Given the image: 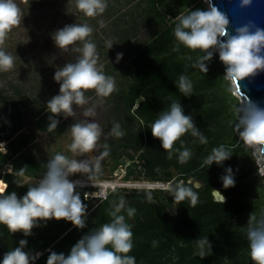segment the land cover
<instances>
[{"label": "trees", "instance_id": "16d2710c", "mask_svg": "<svg viewBox=\"0 0 264 264\" xmlns=\"http://www.w3.org/2000/svg\"><path fill=\"white\" fill-rule=\"evenodd\" d=\"M55 3L54 0H30L28 9ZM108 4L104 21L111 19V27L102 31L113 46L108 49L100 37L102 31L90 26L91 39L102 57L98 64L103 65L106 75L115 79L118 88L103 99L106 107L102 125L109 131L114 123H119L125 135L102 138L101 145L108 144L109 154L101 165L108 166L110 173L123 169L119 175L123 180L170 181L193 187L199 203L192 207L185 200L177 205L167 188L159 187L115 186V191L108 190L107 199H84L83 187L77 186L76 191L87 206L84 229L76 228L70 221L53 218L40 221L26 237L22 232L10 233L0 224V262L6 252L19 246L21 239L28 241L24 251L42 252L31 264H47L51 251L67 256L85 234L110 222L109 211L124 197L127 206L136 209L131 219L124 213L132 224L133 249L129 255L136 258V264H253L247 221L250 213L258 217L264 214V185L250 149L234 131V108L238 99L229 91L230 82L223 78L225 65L218 53L207 62L208 72L202 73L192 66L202 55L198 50L193 52L183 45L173 50L177 48L173 34L175 17L190 10H206L207 4L203 0H110ZM32 42L39 46L38 52L33 51L38 64L32 71L42 72L43 65L49 63L47 56L53 46L35 37ZM118 53L123 54L119 62ZM72 60V54L68 55L61 67ZM182 74L193 83L191 96L178 90ZM59 87L48 74L36 88L13 83L6 88L0 83V142L7 150L6 154L0 151V179L8 193L15 191L22 197L29 185L34 184L24 178L42 177L47 170V160L35 156L33 151L38 145L37 131L56 136L71 130L70 119L63 115L56 117L59 120L56 129H48L52 114L48 112L47 102L59 93ZM94 93L90 90L86 96L93 97ZM173 101L182 105L184 114L193 118L207 138V143L201 144L198 137L188 133L176 142V148L181 151L188 148L192 153L184 164L179 162L178 153L168 159L161 141L151 132V125L161 112L170 109ZM29 119L33 120L32 124H28ZM221 144L233 151L231 158L223 165L215 162L209 167L203 165L212 149ZM227 167L233 169L235 186L225 189L221 177ZM21 168H25L24 174L16 175ZM102 170L94 177L103 178ZM194 181H199L200 186H195ZM16 182L23 185L18 186ZM213 189L225 196L223 204L214 199ZM149 191L153 202L146 199ZM204 237L210 241L212 250L200 258L197 240ZM153 241L158 242L155 247Z\"/></svg>", "mask_w": 264, "mask_h": 264}, {"label": "clouds", "instance_id": "9594fccd", "mask_svg": "<svg viewBox=\"0 0 264 264\" xmlns=\"http://www.w3.org/2000/svg\"><path fill=\"white\" fill-rule=\"evenodd\" d=\"M206 10H190L187 14L175 17L174 37L177 48L183 45L187 49L202 54L193 63L202 73L208 72V63L216 53L225 65L224 80L230 82L233 94L238 103L234 108L236 120L234 131L243 144L250 149L251 156L258 166V174L264 178V108L259 107L241 90L240 81L246 77H254L264 72V27H260L254 20L248 19L244 23L233 25L228 14L221 11L213 0H205ZM252 0H240V7L250 6ZM107 0H76V8L86 17L96 18L103 15L107 9ZM30 7V0H0V72H10L15 68V56L4 48L9 34L23 22L25 13L23 8ZM93 29L88 24H69L56 30L52 34L55 45L63 53H76L74 62H68L58 67L54 79L59 83V93L47 102L49 116V131L57 128L63 115L77 117V109L82 110L84 119H79L71 125V143L69 150L75 157L69 158L56 153L51 156L46 165V172L34 184L29 185L25 195L18 197L15 191L8 193L6 188L0 187V224L7 227L10 233L22 232L30 236L32 229L39 226L40 221L50 219H64L70 221L76 228L84 229L86 225L87 206L82 202L80 193L76 191L79 180L73 181L69 177L73 174H86L90 181L101 172V161L109 154L107 143L101 145L102 137L121 138L125 135L119 123H114L105 133L97 119V105H92L86 93L94 91L100 98H104L118 91L115 79L103 71V65L98 64V54L91 36ZM114 43H107L108 49ZM118 53L116 60L122 58ZM180 93L191 96L193 83L186 75H180L177 83ZM93 118L89 120L88 118ZM143 123V122H141ZM154 138L161 141L162 148L167 152V158L172 159L178 153L181 164L191 158V151H182L175 147L177 141L190 133L198 137L201 144L207 143V138L200 132L193 118L184 114L179 102L173 101L170 109L163 111L151 125ZM103 151H100V148ZM0 151L6 154V147L0 142ZM97 152L98 155H93ZM233 151L221 144L212 149L204 159L203 165L211 166L215 162L218 166L230 159ZM25 168H21L16 175L22 176ZM225 189L235 186L233 169L227 167L225 175L221 177ZM18 186L23 184L16 182ZM94 187L96 185L92 183ZM214 192L220 197V203L225 202L223 195L216 189ZM115 191V189H113ZM173 201L179 205L185 200L192 207L199 203L198 193L193 187L184 184H171L167 188ZM98 199H107L103 192L95 195ZM87 198V193L85 194ZM148 202H153V195L146 193ZM135 216L136 209L127 206L124 197L114 203L108 215L110 222L104 223L85 234L72 246L70 253L51 251L47 264H136V258L129 253L133 249L132 224L128 222ZM247 239L253 264H264V214L259 217L250 213L248 217ZM28 241L21 239L19 246L9 250L3 256L0 264H31L41 253L32 254L23 249ZM157 241L152 244L155 247ZM197 255L204 258L211 252L212 246L207 237L197 240Z\"/></svg>", "mask_w": 264, "mask_h": 264}, {"label": "rangeland", "instance_id": "374dc122", "mask_svg": "<svg viewBox=\"0 0 264 264\" xmlns=\"http://www.w3.org/2000/svg\"><path fill=\"white\" fill-rule=\"evenodd\" d=\"M56 3L53 6L43 5L41 8L35 10H29L27 7L23 8L25 13L23 22L19 27H16L9 34L8 39L5 42V50L15 56V68L10 72H0V83L7 88L9 83L13 84H21L25 88L34 87L36 88L39 83L44 80L45 75L48 74L50 79H54V73L58 67L62 66V62H66L68 60V55L72 54V57L75 60L76 53H63L56 45L54 40L52 39V34L63 28L65 25L69 24H88L89 26H95L96 30L102 31V28L106 30L108 27H111V19L108 21H104V18L107 16V9L109 8L110 0H107V9L103 13V15L98 16L96 18L86 17L82 12H80L76 8V0H54ZM205 2V0H203ZM112 2V1H111ZM206 3V2H205ZM207 4V3H206ZM208 7V6H207ZM115 16V15H114ZM104 35V36H103ZM42 39L43 41H51V45L53 46L49 49L48 54V64H44L43 67L45 70L40 71H32V68L38 64V60L34 56L35 53L33 51L38 52L39 46L32 42L33 38ZM100 37L104 42H109V36L103 31L100 33ZM100 53V52H99ZM98 55V60H101ZM72 60V62H74ZM104 60V59H103ZM100 63V62H99ZM48 65V67H47ZM46 66V67H45ZM119 72V71H118ZM232 86V85H231ZM58 91V90H57ZM233 93V92H232ZM90 103L92 105H97V119L104 129V132L108 131L102 125L103 121V112L105 110L104 102L100 103V98L96 96L94 93L93 97H88ZM74 110L77 112V117H67L71 121V125L75 122H78L79 119H84L82 116V110L77 109L74 106ZM89 120L93 118L89 117ZM33 120L29 119L28 124H32ZM103 138V137H102ZM38 145L33 149L35 156L48 159L55 155L56 153H61L69 158H77L84 159L86 157H75L73 153L69 150L68 145L71 143V130L66 131L63 134H59L56 136L47 135L43 132L37 131ZM102 141V139H101ZM102 143V142H100ZM93 155H98L97 152H94ZM254 159V158H253ZM254 163L256 165L257 173L258 166L254 159ZM101 169L103 172V178H95L90 181L86 174L76 173L69 177L70 180L81 182L80 185L87 183V188L91 192V194H96L94 192L95 189L98 188L99 185L103 183H112L116 186H125V187H144L151 188L145 183L147 180L145 179H129L123 180L120 178V174L123 172L122 169H118L113 173L109 172L108 166L101 165ZM259 176V174H258ZM260 177V176H259ZM25 180H29L32 182L38 181L37 178H28L25 177ZM94 183L96 187L93 186ZM261 183L264 185V178H261ZM172 182L170 181H158L159 188H168ZM78 185V186H80ZM3 187V186H0ZM109 188V186H107ZM107 188V189H108ZM86 191L82 190L83 192ZM84 199H87L83 196ZM95 198V197H94ZM90 199V197H89ZM96 199V198H95ZM94 200V199H93Z\"/></svg>", "mask_w": 264, "mask_h": 264}, {"label": "water", "instance_id": "95a60500", "mask_svg": "<svg viewBox=\"0 0 264 264\" xmlns=\"http://www.w3.org/2000/svg\"><path fill=\"white\" fill-rule=\"evenodd\" d=\"M213 3L228 14L233 25L254 20L260 27H264V0H252L250 6L241 8L240 0H213ZM208 6V5H207ZM241 90L259 107L264 108V72H259L254 77H246L239 82ZM191 179H188L190 181ZM195 186H200L199 181H194ZM217 190V189H216ZM214 199L220 197L213 190ZM225 198V196L223 195Z\"/></svg>", "mask_w": 264, "mask_h": 264}, {"label": "built area", "instance_id": "2783aa9c", "mask_svg": "<svg viewBox=\"0 0 264 264\" xmlns=\"http://www.w3.org/2000/svg\"><path fill=\"white\" fill-rule=\"evenodd\" d=\"M122 171H123V169H122ZM40 178L41 177H38V179H40ZM145 183H147L146 185L150 186L151 188L158 186V181H149V180H147ZM3 184H4L3 185V188H4L5 187V183L3 182ZM106 184H109V183H103L102 185H99L98 188L94 190V192L96 194L103 192V193H105L107 195L108 190H111V189H113L116 186V185H112V183H110L109 185H106ZM85 185H87V183L82 184L80 186L83 187L84 190H86V191L83 192V194L87 193V199H89V197H90V199L97 198V197H95L96 194H91V192H93V191L88 190L87 186H85ZM107 186H109V188ZM83 196L85 197V195H83ZM37 252L42 253L41 251H37ZM37 252H35V253H37Z\"/></svg>", "mask_w": 264, "mask_h": 264}, {"label": "bare ground", "instance_id": "6f19581e", "mask_svg": "<svg viewBox=\"0 0 264 264\" xmlns=\"http://www.w3.org/2000/svg\"><path fill=\"white\" fill-rule=\"evenodd\" d=\"M2 182H3V180H0V185H1V186H3ZM109 184H110V183H109ZM109 184H106V185H109ZM114 184H115V183H114ZM114 184H112V185H114Z\"/></svg>", "mask_w": 264, "mask_h": 264}, {"label": "flooded vegetation", "instance_id": "af4514ba", "mask_svg": "<svg viewBox=\"0 0 264 264\" xmlns=\"http://www.w3.org/2000/svg\"><path fill=\"white\" fill-rule=\"evenodd\" d=\"M44 42H46V41H44ZM48 42H49V44L51 43V41H49V40H48ZM51 48H52V47H51Z\"/></svg>", "mask_w": 264, "mask_h": 264}, {"label": "crops", "instance_id": "0c3cea01", "mask_svg": "<svg viewBox=\"0 0 264 264\" xmlns=\"http://www.w3.org/2000/svg\"><path fill=\"white\" fill-rule=\"evenodd\" d=\"M0 180H2V179H0ZM2 184H3V182H2ZM4 185V184H3ZM1 186V185H0Z\"/></svg>", "mask_w": 264, "mask_h": 264}]
</instances>
